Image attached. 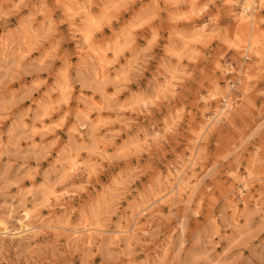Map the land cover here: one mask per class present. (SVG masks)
<instances>
[{"label": "rangeland", "instance_id": "rangeland-1", "mask_svg": "<svg viewBox=\"0 0 264 264\" xmlns=\"http://www.w3.org/2000/svg\"><path fill=\"white\" fill-rule=\"evenodd\" d=\"M0 264H264V0H0Z\"/></svg>", "mask_w": 264, "mask_h": 264}, {"label": "bare ground", "instance_id": "bare-ground-1", "mask_svg": "<svg viewBox=\"0 0 264 264\" xmlns=\"http://www.w3.org/2000/svg\"><path fill=\"white\" fill-rule=\"evenodd\" d=\"M253 2V1H252ZM251 8V7H250ZM248 10H247V7H243V12H245V13H243V14H246V12H247ZM248 16V15H247ZM252 17V16H251ZM241 18H244V15H242L241 16ZM24 226V225H23ZM27 227V226H26Z\"/></svg>", "mask_w": 264, "mask_h": 264}, {"label": "crops", "instance_id": "crops-1", "mask_svg": "<svg viewBox=\"0 0 264 264\" xmlns=\"http://www.w3.org/2000/svg\"><path fill=\"white\" fill-rule=\"evenodd\" d=\"M112 71V70H111ZM138 81H140L139 79H137ZM132 84V83H131ZM132 87H133V84H132Z\"/></svg>", "mask_w": 264, "mask_h": 264}]
</instances>
